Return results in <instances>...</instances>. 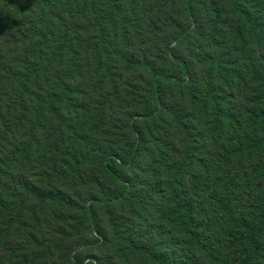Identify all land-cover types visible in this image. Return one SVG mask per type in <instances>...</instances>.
<instances>
[{"label": "trees", "instance_id": "1", "mask_svg": "<svg viewBox=\"0 0 264 264\" xmlns=\"http://www.w3.org/2000/svg\"><path fill=\"white\" fill-rule=\"evenodd\" d=\"M105 1L102 22L120 14L124 22V42L132 37L147 38L143 35L145 22L141 21L140 10L132 9V5L120 7L119 0ZM228 1L231 17L236 21L233 25L236 38L232 40L241 44L248 39L256 53L242 61L236 60L231 54L237 47L224 52L218 36L210 32L211 49L218 43L224 54H212L209 47L211 52L205 60L191 52L180 56L177 55L178 47H183L185 42L180 40L185 37V33H181L176 41L179 45L173 46L172 40L160 45L153 63L145 57V69L152 78L149 86H143L145 79L141 90L134 83L128 84L126 94L139 103L152 102L153 107L143 114L133 112L128 120L119 123L130 140L125 156L110 149L98 153L103 173L122 185L121 192L94 197L81 205L61 191H46L24 179L12 168L14 160L5 166L6 159L0 151V243L7 247V257L13 243L10 235L15 234L19 226L26 225L27 193L22 192H28L68 212L81 210L90 218L96 207L109 210L117 248L125 253L130 263L264 264V0ZM97 2L99 0H0V33H5L6 39L0 49V149L13 151L12 154L21 159L32 154L44 156L51 139L55 136L61 139L62 126L50 134L49 130L54 126V119L65 122L72 114V84L82 72L80 50L85 44L82 37L97 27L100 43L92 50L97 60L94 66L100 79L115 84L117 76L103 57L113 54L105 44L102 27L105 24H100L101 19L94 21L92 18ZM183 8L191 22L198 26L199 15L194 2L183 0ZM208 10L213 20L222 19L223 12L215 0H210ZM217 28L218 23L215 30ZM150 33L156 35L157 32L152 29ZM240 47L245 48L244 45ZM90 49L91 45H87L86 51ZM130 59L139 61L132 56ZM164 65L171 70L161 69ZM195 66L206 68L204 77L197 73ZM244 77H250L256 84L249 100L250 107L233 111L227 107L231 87ZM38 81H42L46 89L48 82L53 81V90L58 91H44L38 88ZM6 86L10 87L11 95L7 94ZM173 87L187 95L190 105L200 106L201 113L211 118L215 133L228 132L227 145L213 163L196 157L199 140L192 135L185 103L173 104L167 97ZM65 105L67 111L64 113L61 108ZM163 115L168 117L173 128L186 136L185 145L189 149L184 146V151H180L182 163L172 158V152L162 149L173 145L155 133L148 142L141 127L152 121L163 128L159 123ZM49 116L54 119L49 120ZM12 138L15 139L13 148L5 146ZM235 156L239 158L237 167L226 174L223 163ZM82 158L79 165H70L68 171L58 174L67 187L85 181V170L92 154L87 152ZM144 159L150 161L145 170L141 166ZM197 161L201 163V171L196 175ZM154 166L161 168L156 183L141 176H135L132 181L124 174V171H142L148 175L155 170ZM57 172L51 169L44 177H55ZM95 181L100 186L97 177ZM125 202L130 203L136 225L127 218H113L115 206ZM31 242H34L33 237ZM18 253L15 249L13 256ZM11 264L21 263L14 259Z\"/></svg>", "mask_w": 264, "mask_h": 264}, {"label": "rangeland", "instance_id": "2", "mask_svg": "<svg viewBox=\"0 0 264 264\" xmlns=\"http://www.w3.org/2000/svg\"><path fill=\"white\" fill-rule=\"evenodd\" d=\"M119 1L120 7L126 8L132 5V9L140 10L141 21L145 22L143 35L147 38L142 37L137 40L132 37L124 42L125 34L122 29L124 22L121 15L118 14L112 20L102 22L106 12V1L99 0L97 2L92 18L94 21L101 19L100 24H105L102 25L105 30V44L113 54L103 57L117 76L115 84L113 85L109 80L100 79L99 72L94 66L97 60L92 50L100 43L97 27L89 35L84 34L82 37L85 43L80 50L82 72L80 78L72 84L74 101L70 118L65 117L66 120L64 119L65 122H63L49 116V120L54 119V126L49 130V134L57 130L58 126H62L63 136L61 139L58 136L53 137L49 146L44 150V156L42 153L32 154L21 159V157L13 155V151L11 153L9 150L5 152L4 148L0 149L6 159V167L14 160L12 168L19 171L24 179L43 187L46 191H61L81 205L89 202L91 198H100L105 194L119 193L122 190V185L119 182L106 178L98 163V153L107 152L110 149L118 155L125 156L130 148L128 146L130 140L123 133L119 123L122 120H128L133 112L143 114L153 107L152 102L139 103L136 98L126 94V89L129 88L128 84L134 83L141 90L145 79L143 86H149L152 78L149 72H146L145 57L150 64L153 63V59L158 57L160 45L165 40H172L173 46L179 45L176 41L181 33H185V37L180 40H185V42L183 47H178L177 55L180 56L191 52L200 55L205 60L211 51L212 54H224L223 51L230 52L235 46L237 49L232 51L231 56L236 60L242 61V58H249L256 53V49L249 44L248 39L241 44L232 40L236 38L233 26L235 19L231 17V3L228 0H215L216 6L223 12L222 19L219 21L211 18L208 10L210 0H192L198 9V26L191 22V17L184 11L183 0H132L128 3V0L126 2ZM80 23L82 24V22ZM217 23L219 28L215 30ZM154 25H156V29ZM199 27H203V29H199ZM152 29L157 32L156 35L150 33ZM210 32L218 36L223 51L218 43L213 44L211 49ZM5 40V33L1 32V50ZM87 45H91L90 51H86ZM242 45L245 48L240 47ZM209 47L211 51L208 50ZM261 51L262 49H258V52ZM130 56L136 57L139 61H132ZM12 67L15 68L16 64ZM160 68L164 71L171 70L168 65ZM195 69L200 76L204 77L206 68L195 66ZM242 79L241 82H235L231 87L230 105L227 107L233 111L250 107L249 100L252 99V92L256 88V84L251 81L250 77ZM37 83L38 88L45 89L44 91L52 93L58 91V89L53 90V81L48 82V89L42 81ZM224 83L228 86L226 81ZM9 88L6 86L7 94L11 95ZM142 94L144 93L142 92ZM167 97L173 101V104L175 102L185 103L186 106H183L190 115L192 135L199 140V151L196 153V157L208 164L213 163L218 158L217 155L227 145L228 132L222 130L215 133L210 122L211 118L201 113L200 106L190 105L187 95L182 94L176 87H173ZM61 110L65 113L67 106L65 105ZM69 120L71 121L69 122ZM167 120L168 117L165 115L160 119L159 123L163 124V128L157 127L150 120V122L142 124L141 127L147 134L148 142L151 140L152 133H155L167 144L173 145L166 149L162 147V149L166 153L172 152V158L182 163L183 157L180 151H184V146L189 149V146L185 145L186 136L181 135L171 126V121ZM78 132L83 134V139L81 134H77ZM13 140L15 139L12 138L8 141L10 143L6 141L5 146L13 148ZM155 150H158V146ZM87 152L92 154V158L85 170V181L73 183L71 187H67L61 182L58 174L68 171L70 165H79V162L83 160L82 154ZM238 161V156H235L229 162L223 163L225 173L233 172ZM141 162L142 168L147 169L150 161L144 159ZM51 169L58 170L57 175L52 178L44 177L45 173ZM152 169L155 170L148 175H144L142 171H124V174L132 181L135 176H141L150 183H156V180L160 178L161 168L154 166ZM194 169H198L197 175L201 171L199 170L201 163L197 161ZM96 177L100 180V186L95 181ZM22 193H27L25 195L26 225L19 226V230H15V234L10 235L13 243L8 250L9 257L6 253L7 247L2 246V242L0 243V264H11L14 259L21 264H134L128 262L125 253L117 248L115 231L111 226L112 217L108 214L109 210L96 207L92 218H90L81 210L68 212L66 209L58 208L53 202H43L28 192ZM129 205V202H125V204L115 206L113 218H127L130 223L136 225L137 221ZM32 237L35 243L31 242ZM15 249L19 252L16 257L13 256Z\"/></svg>", "mask_w": 264, "mask_h": 264}]
</instances>
